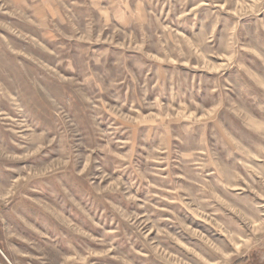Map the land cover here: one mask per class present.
<instances>
[{"label": "rangeland", "instance_id": "rangeland-1", "mask_svg": "<svg viewBox=\"0 0 264 264\" xmlns=\"http://www.w3.org/2000/svg\"><path fill=\"white\" fill-rule=\"evenodd\" d=\"M112 3L0 0V264H264V0Z\"/></svg>", "mask_w": 264, "mask_h": 264}, {"label": "crops", "instance_id": "crops-1", "mask_svg": "<svg viewBox=\"0 0 264 264\" xmlns=\"http://www.w3.org/2000/svg\"><path fill=\"white\" fill-rule=\"evenodd\" d=\"M112 2H113L111 5L112 12L115 15L120 16L117 18L119 22H126V21L129 22L138 17V13L136 14V12L139 11L140 9L135 11L133 7L137 5V8H140L141 0H138L137 4H136V0H133V3H132V0H121V2H116L115 0H112ZM131 3H132V6H131Z\"/></svg>", "mask_w": 264, "mask_h": 264}]
</instances>
